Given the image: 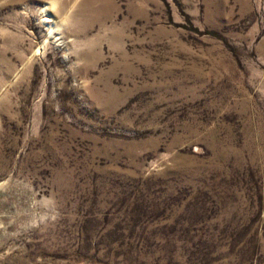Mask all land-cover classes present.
Here are the masks:
<instances>
[{
	"label": "rangeland",
	"instance_id": "374dc122",
	"mask_svg": "<svg viewBox=\"0 0 264 264\" xmlns=\"http://www.w3.org/2000/svg\"><path fill=\"white\" fill-rule=\"evenodd\" d=\"M0 264H264V0H0Z\"/></svg>",
	"mask_w": 264,
	"mask_h": 264
},
{
	"label": "bare ground",
	"instance_id": "6f19581e",
	"mask_svg": "<svg viewBox=\"0 0 264 264\" xmlns=\"http://www.w3.org/2000/svg\"><path fill=\"white\" fill-rule=\"evenodd\" d=\"M46 6V5H45ZM47 8L46 7H44V12H46V11H48V10H46ZM49 9V8H48ZM49 16V15H48ZM50 18L49 17H47V20H49Z\"/></svg>",
	"mask_w": 264,
	"mask_h": 264
}]
</instances>
